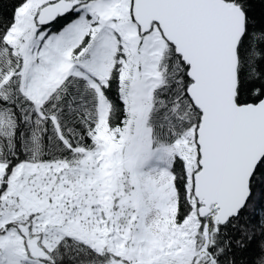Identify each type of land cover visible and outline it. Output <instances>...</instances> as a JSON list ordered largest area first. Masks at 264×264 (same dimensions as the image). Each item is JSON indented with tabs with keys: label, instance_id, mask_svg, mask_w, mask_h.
<instances>
[{
	"label": "snow or ice",
	"instance_id": "6c2138e0",
	"mask_svg": "<svg viewBox=\"0 0 264 264\" xmlns=\"http://www.w3.org/2000/svg\"><path fill=\"white\" fill-rule=\"evenodd\" d=\"M0 264H264V0H0Z\"/></svg>",
	"mask_w": 264,
	"mask_h": 264
}]
</instances>
